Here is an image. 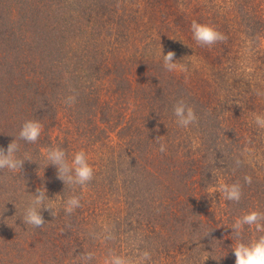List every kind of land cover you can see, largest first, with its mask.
I'll use <instances>...</instances> for the list:
<instances>
[{
	"label": "rangeland",
	"instance_id": "1",
	"mask_svg": "<svg viewBox=\"0 0 264 264\" xmlns=\"http://www.w3.org/2000/svg\"><path fill=\"white\" fill-rule=\"evenodd\" d=\"M193 20L226 39L197 45ZM161 46L184 70L164 68ZM180 100L197 115L188 128L175 122ZM256 114H264V0H0V146L18 139L25 120L43 125L35 144L18 140V155L33 161L19 174L0 170V264H79L89 252L91 264H104L111 251L144 249L152 264H232L227 226L264 212ZM56 146L69 158L87 153L86 186L44 169L42 150ZM235 181L239 202L213 194ZM41 185L59 203L75 192L87 221L66 237L23 224Z\"/></svg>",
	"mask_w": 264,
	"mask_h": 264
},
{
	"label": "clouds",
	"instance_id": "2",
	"mask_svg": "<svg viewBox=\"0 0 264 264\" xmlns=\"http://www.w3.org/2000/svg\"><path fill=\"white\" fill-rule=\"evenodd\" d=\"M190 30L191 38L200 46L210 47L226 39L214 26L195 20L192 21ZM160 54L163 66L167 71L184 70V66L178 63L180 60L176 58L174 51L170 50L165 54L161 46ZM74 99V97L69 96L65 102L71 105ZM173 115L179 127L188 128L197 121L195 110L183 100L178 101L173 106ZM254 123L258 128L264 129V114H256L254 116ZM42 131L43 125L39 120H25L20 126L18 139L14 137L6 148L0 146V170H8L13 174L21 173L25 161L33 160L27 153L23 156L18 155L20 149L18 140L35 144L41 137ZM159 151H166L164 143L160 144ZM41 154L45 160L44 169L50 165L54 166L57 178L64 185L80 186L83 188L93 179L94 168L84 150L72 153L71 158H69V154L63 148L58 146L43 149ZM239 163L240 161H237V164ZM251 182L250 176L244 177V183L251 184ZM217 191L220 193V196H223L225 201L239 202L242 197V184L239 181L220 183L213 194ZM30 195L32 199L24 208L21 218L22 223L39 228L45 223L42 212L50 211V214L53 213L54 209L51 202L55 199L49 198L47 189L43 185L36 189V194ZM62 205L65 213L71 214L81 207V198L75 194L67 196L66 198H62ZM227 228L231 229L229 233L232 241L230 249L235 257L234 264H264V212L258 210L247 211L236 217ZM246 230L254 231L256 233L255 237L246 239ZM111 238L110 234L106 237V239ZM93 259L94 255L89 252L81 256L79 264H91ZM152 260V252L148 249L139 250L135 255L119 254L111 251L107 255L104 264H152Z\"/></svg>",
	"mask_w": 264,
	"mask_h": 264
},
{
	"label": "trees",
	"instance_id": "3",
	"mask_svg": "<svg viewBox=\"0 0 264 264\" xmlns=\"http://www.w3.org/2000/svg\"><path fill=\"white\" fill-rule=\"evenodd\" d=\"M33 4L35 6L38 5V3L36 1H33ZM27 144L28 143L26 142V145ZM49 173H50L49 171H46V174H45L44 177L46 178V176H49ZM199 183H200V181H199ZM64 190H65V188H64ZM70 190H72V187L66 188V191H70ZM73 194H76V193L73 192ZM51 204H52V207H53L54 211L51 214H50V212L48 213V216L45 219V223L48 222V221L49 222L46 223V224L44 223L43 226L39 227L41 230H45V231H47L49 233H52V232L49 231V230H52V231L58 232L61 235H64V237H66V235H70L71 234V232H70L71 231V227H74L75 225L77 226V224L79 222L83 223V222L87 221V219L83 220L80 217L82 215V211L86 212V210L88 209V208L84 209V206L86 207L85 200L84 201L82 200L81 201V207L77 208L71 214L65 213V211L63 210L62 203H59V202H56V201H52ZM81 208H83L82 211H80ZM54 216H55V219H53ZM54 221L56 222V227H54V225H55ZM31 228L32 229H36V227H33V226H31ZM55 238L58 239V240L61 239V237L59 235H57V234H56ZM50 243L54 244V245L60 244L59 242H57L55 240H50ZM57 254H58V252H53L51 255L57 256ZM234 262L235 261H231L232 264H234Z\"/></svg>",
	"mask_w": 264,
	"mask_h": 264
}]
</instances>
